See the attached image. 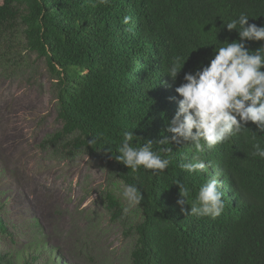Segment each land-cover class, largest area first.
Wrapping results in <instances>:
<instances>
[{"label":"trees","instance_id":"1","mask_svg":"<svg viewBox=\"0 0 264 264\" xmlns=\"http://www.w3.org/2000/svg\"><path fill=\"white\" fill-rule=\"evenodd\" d=\"M241 12L249 14V23L264 25V0L0 4V59L6 32L21 24L23 43L45 58L57 80L62 127L49 139L56 150L68 158L102 156L114 177L141 191L132 264H264V159L252 156L253 134L264 145V133L249 122L247 130L205 151L201 159L210 165L206 172L190 175L179 164L191 162V145L172 141L167 131L180 99L175 87L186 72L207 65L226 38L238 39L224 24ZM126 16L131 18L127 24L122 22ZM262 45L264 41L246 44L253 50ZM176 60L183 68L173 81L167 69ZM125 131L135 133V146L167 137L170 143L154 142V150L172 148V164L162 173L143 167L132 173L115 159ZM210 178L221 181L225 210L215 219L188 215L199 187ZM177 181L191 189L186 211L177 203L182 199ZM105 199L112 217L119 219L120 200L110 191ZM6 232L0 216V233ZM36 258L32 255L22 264H36ZM0 264L15 263L0 251Z\"/></svg>","mask_w":264,"mask_h":264},{"label":"rangeland","instance_id":"2","mask_svg":"<svg viewBox=\"0 0 264 264\" xmlns=\"http://www.w3.org/2000/svg\"><path fill=\"white\" fill-rule=\"evenodd\" d=\"M23 29L6 32L0 59V251L15 264L32 255L36 264H132L141 208L122 197L126 184L106 158H68L49 140L62 127L57 80L27 49ZM108 191L122 204L119 219Z\"/></svg>","mask_w":264,"mask_h":264},{"label":"clouds","instance_id":"3","mask_svg":"<svg viewBox=\"0 0 264 264\" xmlns=\"http://www.w3.org/2000/svg\"><path fill=\"white\" fill-rule=\"evenodd\" d=\"M101 2L107 3L108 0ZM249 18V14L241 12L225 23L229 32H237L238 39L226 38L223 46L214 49L215 54L207 65L198 67L194 72H186L184 82L175 87L180 99L167 131L173 134L172 141L191 145V162L179 164L180 169L190 175L206 172L210 165L201 159L205 151L247 130L249 122L256 126L259 133H264V45L254 50L246 46L249 41H264V25L249 23ZM130 20L126 16L122 22L127 24ZM182 68L181 62L176 60L167 69V74L175 81ZM135 136L133 131L123 133L118 145L119 155L115 157L132 173L141 167L154 174L162 173L172 164L175 159L172 148L154 150V142L168 145L170 141L167 137L155 141L148 139L135 146ZM252 141V156L264 159V145L256 139L255 133ZM92 143L94 138L89 140V144ZM174 184L179 185L182 197L177 203L182 211H186L183 206L189 204L191 189L179 181ZM221 187L218 178L208 179L199 187L187 214L212 219L219 217L226 207ZM121 195L129 206L138 205L143 198L134 184L124 185Z\"/></svg>","mask_w":264,"mask_h":264}]
</instances>
